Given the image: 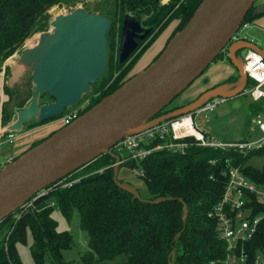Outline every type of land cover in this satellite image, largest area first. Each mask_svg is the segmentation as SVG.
<instances>
[{
    "label": "trees",
    "instance_id": "obj_1",
    "mask_svg": "<svg viewBox=\"0 0 264 264\" xmlns=\"http://www.w3.org/2000/svg\"><path fill=\"white\" fill-rule=\"evenodd\" d=\"M85 1L0 0V76L3 71H6L7 77L10 75L11 68L5 66L6 61L16 53L22 52L28 40L49 30V25L54 19L51 13L54 8H75ZM163 1L104 0L93 10L85 7L89 12L109 17L112 20V27L108 35L106 73L92 85L90 93L79 103L89 98L91 100V104L83 113L133 77L134 75L130 76V74L141 58L161 38L168 27L174 21H178L164 47L156 56L154 55L153 60L145 68L156 61L169 41L186 26L204 0H169L168 3ZM127 15L134 16L141 23L154 15H157V18L152 25L151 35L145 41H140L138 50L127 61L121 63L120 38L123 21ZM257 17L254 15V9L250 10L236 36H239L245 25L253 23ZM225 59L230 62L227 54L222 52L213 64ZM210 67L211 65L208 69ZM208 69L203 74H206ZM237 80L238 73L223 83ZM250 81L252 80H249L248 88L255 85L254 81ZM4 90L9 100L3 104L1 122L3 127H7L15 117V110L18 112L27 107L33 96L31 98L28 94L22 97V92L12 90L7 85ZM201 93L185 104L170 108L174 100L158 116L193 102ZM52 102L54 99L46 93L41 95V105ZM248 109L253 116L263 112L264 100L258 102L251 100ZM65 113L45 122L34 119L24 125L20 134L35 130L51 121H57ZM59 129L33 143L29 149ZM199 131L208 137L204 131ZM8 134L11 133L6 132V135ZM168 140L187 143L188 147L184 153L168 149L155 151L144 160H130L126 165L122 164V167L127 166L131 170L139 171L137 176L144 183L149 195L145 200L162 197H171L174 200L155 205L133 200V196L120 189L113 180L114 158L107 154L102 155L67 176L66 181L72 185L64 187L63 183L57 182L48 188L50 191L47 195L37 199L35 196L31 199L34 208L32 207L29 212L22 213L17 210L0 223V264H23L18 247L27 245L29 236H32L30 253L35 264H67L63 251L72 248L73 236L68 231L58 230V222L53 218L55 209H58L68 221L71 220L75 210L79 211L80 227L89 237L90 251L83 256L84 264H105L120 256L126 257V261L122 264H171L172 262L222 264L226 256V243L219 237L217 222L208 215L223 198L229 180L226 173L229 161L235 167H241L247 178L264 186V167L256 169L249 165L252 157L264 155V148L244 155L238 149L224 151L199 146L193 136L179 140H173L172 136L166 140L156 139L143 148H155ZM52 203L56 207L52 206ZM184 204L189 209L186 224L183 220ZM252 204L255 207V214H264V202L252 196ZM15 215L21 217L14 219ZM180 233V237L175 240ZM260 234L264 235V222Z\"/></svg>",
    "mask_w": 264,
    "mask_h": 264
},
{
    "label": "water",
    "instance_id": "obj_2",
    "mask_svg": "<svg viewBox=\"0 0 264 264\" xmlns=\"http://www.w3.org/2000/svg\"><path fill=\"white\" fill-rule=\"evenodd\" d=\"M257 2L204 0L156 61L70 125L1 168L0 223L40 192L106 154L115 160V184L130 193L133 200L152 205L174 200L171 197L144 200L136 186L119 181L122 161L113 149L129 136L191 117L215 98L230 100L246 92L249 78L245 58L237 53L251 50L264 58V46L244 38L236 39V34L250 10L254 9L255 16L264 15V3L256 6ZM156 18L154 15L143 23L132 15L124 18L121 63L138 50L139 41L151 35ZM50 26L51 31L41 34L35 46L20 54L19 63L31 71L34 95L29 105L18 111L15 121L7 126L8 132L20 133L24 125L34 119L45 122L62 116L78 105L106 73L108 35L112 27L109 17L79 7L54 17ZM226 50L237 70V81L209 89L193 102L158 116ZM43 93L54 102L41 105ZM188 215V206L184 204V224ZM172 256L174 259V251Z\"/></svg>",
    "mask_w": 264,
    "mask_h": 264
},
{
    "label": "built area",
    "instance_id": "obj_3",
    "mask_svg": "<svg viewBox=\"0 0 264 264\" xmlns=\"http://www.w3.org/2000/svg\"><path fill=\"white\" fill-rule=\"evenodd\" d=\"M247 25L244 26L246 28ZM236 39L240 37L236 36ZM246 73L249 80L255 82V85L246 90L253 102L264 100V58L254 51L247 50L245 55ZM226 99L215 98L208 102L196 114L212 111L219 103L225 102ZM91 104V100L87 99L81 104L68 109L65 115L58 120L60 128L70 125L79 118L86 108ZM0 105V112H1ZM0 113V126L1 124ZM254 123L258 126L263 136L255 142L239 141L237 143H218L211 138L205 137L198 129V135H188L186 130L175 129V124L178 121H171L160 124L143 133L129 136L123 139L117 146L120 149H127L130 153L128 160H144L147 156L155 151L168 149L174 152L184 153L188 147L187 143H176L168 140L164 144H159L155 148L145 149L143 146L150 145L154 140H166L171 136L173 140H179L187 136H193L198 145L209 147L215 150L228 151L230 149H238L244 155L264 148V111L254 116ZM193 123L194 120L189 117ZM182 120V118H181ZM7 127L0 134V139L5 135L8 137V142L13 141L14 134L6 135ZM1 146V142H0ZM15 157L6 159V163L0 164L3 168L13 161ZM123 162V161H122ZM228 183L221 201L209 213L208 217L218 224V232L220 239L226 243V256L222 264H264V235L261 236L260 228L264 222V214H255V207L252 204V196L264 202V186H260L254 181L247 178L241 167H235L231 161L227 163ZM66 180V179H65ZM64 182V180H62ZM72 185V183L63 184L64 187ZM50 189H46L36 195V199L43 197L49 193ZM54 205V203H52ZM33 207V200L28 201L19 210L22 213L29 212ZM21 215H18L17 218Z\"/></svg>",
    "mask_w": 264,
    "mask_h": 264
},
{
    "label": "rangeland",
    "instance_id": "obj_4",
    "mask_svg": "<svg viewBox=\"0 0 264 264\" xmlns=\"http://www.w3.org/2000/svg\"><path fill=\"white\" fill-rule=\"evenodd\" d=\"M104 0H86L84 3H80L75 8H54L51 13L54 17L58 15L68 14L76 8L89 7L90 9H94V7ZM169 0H164L163 3H168ZM264 2V0H258V3ZM256 4V5H257ZM53 17V18H54ZM259 17V16H258ZM254 23V22H253ZM252 23V24H253ZM178 21H174L165 33L158 39L148 50L143 58L137 63L136 67L132 70L130 76L136 75L140 73L144 68L153 60L152 58L156 56V54L164 47L167 38L172 34L173 30L176 28ZM51 26L49 25V31H51ZM250 30H252V26L249 29L242 28L239 37L246 38L251 40V36L249 35ZM41 34H37L28 40L23 48H32L36 45L39 40ZM227 52V51H226ZM246 50L243 51L242 56L245 57ZM21 52L16 53L11 58H9L5 66L11 68V73L7 77L6 71L3 72L0 76V105L3 108V104L9 100V96L5 93L4 87L7 85L12 90H17L22 92V97L31 95V98L34 93V85L31 80V71L25 68L22 64L19 63V57ZM155 55V56H154ZM228 61V60H227ZM228 63V62H227ZM236 74V73H235ZM205 74H203L196 82H200L198 84L208 85L209 78L203 79L201 82V78H203ZM252 82V81H250ZM194 83L184 91L178 98L175 99L173 104L170 105V108L175 107L176 105L185 104L189 102L190 96L195 93L194 91ZM205 87V86H204ZM206 89V88H204ZM203 90V89H202ZM90 99V98H89ZM186 99V100H185ZM87 100V99H86ZM251 97L246 94V92L242 95H239L230 100H226L223 103H219L216 108L212 111H208L202 113L201 115L194 114L192 118L194 120V125L199 127L201 130L208 132L212 136V140L218 143H237L239 141H248L255 142L262 138L263 133L260 132L258 126L254 123V116L251 111L248 109V104L251 102ZM2 108H1V116H2ZM17 111L15 110V117L12 122L16 119ZM197 115V117H196ZM187 117V116H185ZM183 117V118H185ZM182 118V119H183ZM181 121V118L178 119ZM2 124V122H1ZM60 124L57 121H51L49 123L44 124L43 126L32 130L30 132L20 134H14L13 141L8 142V137L3 136L0 139V164L4 163L6 159H10L14 157V154H19V152L26 151L29 149L34 140H39L48 136L52 131L59 129ZM3 126H0V134L4 132ZM197 129V128H196ZM35 136L30 139V141H23L22 145H18L20 140H24L23 138ZM26 142V143H25ZM121 147L116 146L113 149V152L119 154L121 156L122 164L126 165L130 160H128V155L130 154L127 149H120ZM18 153V154H17ZM120 166L119 172V181H124L136 186L139 189L141 197L145 200L148 198V193L144 183L139 179L138 170H131L127 166ZM249 165L256 168L262 169L264 167V155L263 156H254L250 159ZM114 167V165L112 166ZM1 169V168H0ZM142 173V172H141ZM69 183L64 180V182L60 181V184ZM52 205V204H51ZM54 206V205H52ZM56 207V206H54ZM34 208V207H33ZM18 215H15L13 218H17ZM53 218L58 222V230L61 232L68 231L73 236V246L70 250L63 251V256L67 264H84L83 256H85L89 251L88 242L89 237L88 234L83 231L80 227L81 217L79 211L75 210L73 212V216L70 221L66 220L65 217L60 213L58 209H55L53 213ZM33 244L32 236L28 237L27 245L19 246V253L22 258L23 264H35L33 258L30 253V247ZM126 261L125 256H120L115 258L112 261H108L105 264H122Z\"/></svg>",
    "mask_w": 264,
    "mask_h": 264
},
{
    "label": "crops",
    "instance_id": "obj_5",
    "mask_svg": "<svg viewBox=\"0 0 264 264\" xmlns=\"http://www.w3.org/2000/svg\"><path fill=\"white\" fill-rule=\"evenodd\" d=\"M251 26H252V30H250L249 35L251 36L252 39L251 40L247 39V40H249L251 42L260 43L262 46H264V15H261V16L257 17V19H255L253 24L252 23L248 24L246 29H249ZM244 39H246V38H244ZM227 62L228 61L225 59V60L218 61V62L212 64L211 67L206 72V74L203 76V78H201V82H202L203 79L209 78L208 85H203L202 83L198 84L200 82L194 83V91H195V93H193V95L190 96L189 100H193L202 91L204 92V90H206L208 88H211V87H214V86H216L218 84H221L225 80H227L229 77L236 75L237 74V70L234 68V66L230 62H228V63ZM204 88H206V89H204ZM196 117H197V115H196ZM195 127L196 126L194 125V128ZM196 128L201 130L199 127H196ZM204 132L208 135V138L212 139V136L208 132H206V131H204ZM34 137L35 136L23 138L24 140H20L18 142V145H22L23 141H27L28 142V141H30V139H32ZM46 137H44V138H46ZM44 138H41L38 141H40V140H42ZM34 139H36V138H34ZM38 141L34 140V143L38 142ZM22 153L19 152V154L17 153L18 155H16V153H15L14 157H17V156L21 155ZM6 161L4 163H6Z\"/></svg>",
    "mask_w": 264,
    "mask_h": 264
},
{
    "label": "bare ground",
    "instance_id": "obj_6",
    "mask_svg": "<svg viewBox=\"0 0 264 264\" xmlns=\"http://www.w3.org/2000/svg\"><path fill=\"white\" fill-rule=\"evenodd\" d=\"M180 128L181 130H183L184 128L188 135H198L199 136L198 132L193 127V123L191 119L189 118V116L183 118L181 121L175 124V129L180 130Z\"/></svg>",
    "mask_w": 264,
    "mask_h": 264
},
{
    "label": "flooded vegetation",
    "instance_id": "obj_7",
    "mask_svg": "<svg viewBox=\"0 0 264 264\" xmlns=\"http://www.w3.org/2000/svg\"><path fill=\"white\" fill-rule=\"evenodd\" d=\"M264 2H261V3H258L257 5H261V4H263ZM256 5V6H257ZM239 37V36H238ZM241 38V37H240ZM145 41V40H144ZM139 43H140V41H139ZM227 51V50H226ZM226 51H224L226 54H227V56H228V51L226 52ZM242 53H243V51H240V52H238L237 54L239 55V56H241V57H243L242 56ZM243 58H245V57H243ZM230 83H233V82H230ZM230 83H225V84H230ZM224 84V83H223ZM248 89V88H247ZM208 90V89H207ZM207 90H205L204 92H206ZM204 92H202V93H204ZM201 93V94H202ZM201 96V95H200ZM194 115V114H193Z\"/></svg>",
    "mask_w": 264,
    "mask_h": 264
}]
</instances>
